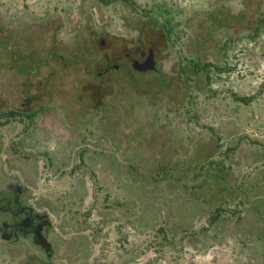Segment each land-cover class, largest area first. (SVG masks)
<instances>
[{
  "label": "rangeland",
  "instance_id": "1",
  "mask_svg": "<svg viewBox=\"0 0 264 264\" xmlns=\"http://www.w3.org/2000/svg\"><path fill=\"white\" fill-rule=\"evenodd\" d=\"M0 264H264V0H0Z\"/></svg>",
  "mask_w": 264,
  "mask_h": 264
},
{
  "label": "trees",
  "instance_id": "2",
  "mask_svg": "<svg viewBox=\"0 0 264 264\" xmlns=\"http://www.w3.org/2000/svg\"><path fill=\"white\" fill-rule=\"evenodd\" d=\"M107 2H109V1H107Z\"/></svg>",
  "mask_w": 264,
  "mask_h": 264
}]
</instances>
